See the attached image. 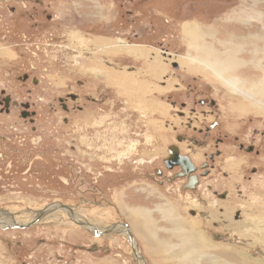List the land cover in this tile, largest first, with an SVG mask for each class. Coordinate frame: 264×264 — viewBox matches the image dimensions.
Here are the masks:
<instances>
[{"label":"rangeland","instance_id":"1","mask_svg":"<svg viewBox=\"0 0 264 264\" xmlns=\"http://www.w3.org/2000/svg\"><path fill=\"white\" fill-rule=\"evenodd\" d=\"M97 1L98 4L95 7V1L92 3V1L86 0L83 2L81 0H55L54 14L59 16L56 19L65 22L66 25L70 24V27L56 25L50 31L54 36L51 39L47 38V41L54 42L55 45L49 56L55 65L51 62L48 68L55 70L54 68L71 67L74 70L77 69L78 72H83L87 75V79H93L94 76L91 74L99 77L94 79L92 88L87 89L91 94L99 92L105 94V106L97 107L94 103H90L79 114L78 121H74L72 118L71 123L67 126L63 125L61 120L53 121L54 123L50 126L42 125L39 131L42 130V137L50 145V148L51 145H55L52 148L53 151L59 152L55 138H60V135L63 134L65 139L75 138L77 140V144L82 147L78 153L80 156L91 153L93 156L103 158L104 155L111 159L107 162L109 168L115 169L106 171L104 169L106 162L99 160L90 165L80 156L74 157L68 153L65 145L62 153L66 154L65 161L72 163L71 166L75 165V172L73 173L74 169L70 171V167H61L58 161L46 159L41 161L39 171L41 180L51 179V183H60L59 177L62 176L63 179L73 182L72 187H64L59 198L75 206L79 214L100 227H106L119 220L117 214L119 208L116 209L109 203L98 206L86 204L85 199L94 197V193H98L99 188L108 187L104 196L112 203L123 200V198L126 199L127 196L128 201L132 200L131 191H135L143 198L155 194V198L150 199H154L153 203L155 202L156 206L167 204L166 198L174 200L176 207L179 208V210L177 209L179 220L184 227L175 232L176 228L171 226L166 217L154 212V209V217H150L153 219L152 223L156 225L155 233L158 231V237L160 241H164L162 246L167 248V252L164 253L161 248L159 251L145 253L150 264H264V153L249 154L246 151L238 150L237 147V143H249L254 129H264V0H140L139 5L128 3L126 6H124L125 1L123 0ZM82 5L85 6L81 7ZM126 11L135 15L136 22L132 23L133 18L128 21L124 20L123 15H126ZM79 25H83L85 33ZM121 25L126 27V32H121ZM130 31L134 33L131 34ZM192 34H197L196 36L199 37L196 43L192 40ZM117 37L141 44L139 47L142 48L140 51L143 53L142 56L136 57L133 53L129 54L123 50L124 52H117L118 55H115L111 62L117 61L116 63H118L124 59V62L136 63L140 67L137 71L117 70L116 67H113L114 64L106 68L104 61L99 59L100 53L108 54L105 52L109 48L107 43L115 41ZM92 38L103 46L95 47L90 42ZM73 40L75 42H72ZM68 42L74 44L73 47H77V42L81 47L78 50L68 51L63 46ZM160 42L163 45L167 44L166 46L168 43L171 44L169 47L172 49L162 51ZM150 46L152 50H149L148 54L149 51L146 49H149ZM89 52L95 58L98 57L97 61L90 66L86 63ZM173 63H177L179 67H173ZM84 66L90 69H85L84 72L82 69ZM95 66L96 68H94ZM93 68L97 71L91 72ZM213 68L225 78L216 74V71L212 70ZM132 74L138 76L137 90L134 86L136 84L133 85L136 78ZM227 81L235 83L237 88ZM179 86L181 88L176 89ZM187 86L205 93L202 96L217 99L219 107L224 112V116L222 115L220 118L221 130L233 137L237 135L240 138L239 141L231 140V147H228V151L225 152L227 157L231 155L230 158L227 161L219 159L216 162L217 171H214L216 174L208 179L211 186L219 191L229 187L228 190L231 191L229 199L223 200L225 202L221 205H207L205 201L207 198L206 189L204 190V181L207 180H203L202 186L196 192L190 191L193 198L200 199L201 203H204L201 208L204 210H201L200 216L192 214V211L197 212L200 209L198 207L191 208L193 201L190 202L188 191H184L182 188L183 180L169 185L172 187L170 192L175 191L174 194L168 191L167 185L160 186L161 184L152 182L143 173L136 174L137 172L132 170L133 161L125 166L128 167L127 170H119L115 166L118 153L128 150L132 140L137 143L139 140V144H143L144 154L161 153L159 156L161 158L167 155L166 149L172 143L171 137L186 132V130L191 132L188 128L176 132L174 128L173 130L166 124L164 126L163 121H155L150 118L152 116H147L150 114L156 118L158 115L162 120L168 119L170 115L167 118L164 113H161V111H166L167 105L170 107L167 101H164L158 109L146 111L149 105H155L153 103L154 91H159L161 94L175 99L185 98ZM37 90L46 91L42 87H37ZM173 94L174 97H172ZM139 104H142L144 111L137 107ZM42 121L44 120L42 119ZM178 121L180 122V120ZM178 121H176V125L181 127V123ZM123 127H127V133ZM136 131L140 133L138 140L134 136ZM39 137L36 136L35 139ZM137 151L139 152V150ZM208 151L210 152V149ZM202 161L198 159L197 162L201 163ZM231 161L236 162L232 167L230 166ZM44 163L47 165L43 166ZM155 164L160 165L161 162L158 161ZM238 166L239 168L235 169ZM138 167L143 169L148 166L138 164ZM254 167L259 170L258 174L252 172ZM145 169L141 172L146 173ZM100 170L104 173L98 174ZM150 171L152 170L150 169ZM221 171L229 172L231 177L224 179V174H221ZM34 181L33 178L32 182ZM230 182L236 186V189L231 187ZM2 183L7 184V181L4 180ZM25 187H16L14 188L16 192H10L1 189L2 184H0V210L2 208L10 212L15 211V215L19 214L23 217L20 222L34 219L33 216L39 213L36 210L52 200L51 195H37L34 194V191H31L34 193H29ZM98 196L100 198L101 194ZM30 200L34 203L29 204ZM16 202H22V206ZM24 204H27L26 208L23 206ZM231 204L235 206H231ZM131 207L129 206V208ZM151 208L153 207L151 206ZM240 209L244 211L245 217L249 216L251 224L240 223L244 217L239 220L235 218L236 211ZM227 214L232 221L234 217V221L238 222L236 226L242 230L240 236L237 235L238 232L231 235L224 229V226L228 224L226 222ZM214 215L215 218L218 217L217 221H215ZM58 216L61 214L55 217ZM47 218V221L52 222V219H49L50 215ZM219 218H222L221 220H224L225 223L221 225ZM64 219L66 218L64 217ZM211 219L214 220L211 221ZM227 219L230 221L229 218ZM59 221L63 220L60 218ZM49 222L47 227L43 225L36 227L37 233L33 236H31L32 230H30L29 233H26L27 231L18 232L17 238L10 237L9 235L15 234L7 229H0V264L63 263L61 262L63 258L58 255V250L59 253L61 251L62 253H71L73 245L70 247L66 241L65 243L62 240L59 241L60 238L56 241L57 243H54L56 236H63L59 229L61 227L58 226L61 223L58 222L57 227H54L49 225ZM64 227V235L72 233L74 228H77L71 220H67ZM166 229H170V231ZM173 231L176 233V238L172 234ZM83 233H87L86 230ZM112 234L100 240L83 234L89 238L88 245H85L86 248L93 244H98L101 247L95 253L88 254L83 249L79 253L83 254L86 260L91 259L90 264H141L131 252L127 237L121 234ZM191 234H193V238H200L203 245L204 241L206 246L204 245V249H197L195 254L191 253V256H186L182 250L184 243L180 239L181 236H185L187 239ZM215 234L220 235L217 237L218 239L214 237ZM21 235L29 236L32 240L24 239ZM39 237L46 241L38 243ZM185 238L183 242L186 241ZM20 243L29 249L28 257H24L25 254L19 253L16 249ZM198 243H195L196 246L199 245ZM150 245L154 249V243ZM173 253H176L177 256H173ZM64 260L68 261L69 259Z\"/></svg>","mask_w":264,"mask_h":264},{"label":"flooded vegetation","instance_id":"2","mask_svg":"<svg viewBox=\"0 0 264 264\" xmlns=\"http://www.w3.org/2000/svg\"><path fill=\"white\" fill-rule=\"evenodd\" d=\"M89 1L93 2V0ZM123 1H125L124 6H126V4L128 3H132L135 5H139L140 3V0ZM54 2L55 0H0L1 189H5L10 192H16L14 188H22V186H26V191L29 190V193L31 191H34L35 193H31L43 196H52L51 201L45 203L40 209L36 210L39 213L33 216L34 219L25 222H20V219H23V217L19 214L15 215V211L10 212L6 209L1 208L0 229H7L15 234L9 235L10 237L13 236L17 238L18 236L16 235L18 232L27 231L26 233H29L31 232L30 230H32L31 236H33L37 233V231H35L36 227H38L39 225H43L45 227L48 226L49 220L47 221V216L50 215L49 219L51 220L52 217L61 214V216L52 219V222H49V225L57 227L56 224L60 222L61 225L58 226L61 227L62 225L65 226V224H67V220H71L74 222V224L77 226V228H74V230L78 231L75 235L82 241H80L78 245L74 244L72 246L71 253H79V251L82 249L85 252L87 251V253H95L96 250L101 247L98 244H93L91 247L86 248L85 245H88L87 241L89 238L87 236H83V234H88L90 235V237L97 240L104 239L109 235H113L112 233L121 234L127 237V241L131 246V252L134 254V257L137 259V261L141 264H144L141 259L139 260L136 257L135 253H152V251L154 250L150 244H147L144 241L143 238L145 237V235L142 233L144 231L142 226L140 227V231L138 230L137 226V229L134 227L135 219L133 218V215H130V209L133 212L135 211V208H137V210H150V216L152 217H154L153 211L155 209L154 212H158L161 214V216L164 215L166 217L165 210L166 208H169L171 206L170 208H172L173 210V218H175L177 214V207L174 200L166 198L167 204H161V206H158V204L157 206L151 208V204L146 201L153 202L154 199L150 198H155V194L151 195L148 198H143L141 197V195H138V198H132V200H130L135 205H129L126 201H123L124 198L123 200H118L117 202L119 203L117 204V202L112 203L107 198H105L104 192L108 187L103 189L99 188L98 193H94V197L85 199L86 204L98 206L109 203V205L115 206L116 209L119 208V210L117 209L119 220L112 222L106 227H100L91 220L85 219V216L79 214L76 211L75 206L68 204L64 201V199L59 198L61 196V193H63L62 190L64 189V187L71 186L73 182H69L67 179L65 180V178L63 179L62 176L59 177L60 183H51V179L48 181H42L40 178L41 173L39 171L41 169L42 160L52 159L56 162L58 161L61 164V167H70V171H73L75 165L71 166L72 163L65 161L66 154L62 153L63 149L66 145L68 153H71L74 157L80 156V154L78 153H80V150L82 149V147L77 144L78 142L75 138L65 139L66 137L64 138L62 136L63 134H61L60 138H55V140H57L56 144L58 145L59 152L57 150L53 151L52 148L55 145H51L50 148V145L45 142L46 140H44L42 137V130L39 131L42 125L50 126L54 123L53 121L61 120V123H64L63 125L67 126L71 123L72 118L74 121H78L80 116L79 114H81L85 110L88 104L94 103L97 107H104V102L106 101L105 94H100V92L91 94L88 92L87 88H92L94 79L99 78L94 74H91L94 76L93 79H87V75H85L83 72H78L77 69L74 70L71 67H61L62 69L54 68L55 70H50L48 68L51 62L55 65V62H53V59L49 56L52 47H54L55 45L54 42L47 41V38L51 39L54 36V34L50 31L56 25L70 27V24L66 25L64 24L65 22L56 19V17L59 18V16L54 14ZM126 12V15H123L124 20L128 21L131 20L130 18H133L132 23L136 22L135 15H131L130 11ZM79 26H81V30L83 31V25ZM122 26L123 25H121V32H126V27ZM153 27L155 28L154 25ZM133 31L135 32V29H133ZM133 31H130L131 34L134 33ZM72 42L75 41L73 40ZM90 42H92L95 47L103 46L99 43V41L97 42V40L93 38L92 40H90ZM70 43L71 42L63 44V46L68 49V51L78 50L81 47V45L77 42V47H73L74 44ZM160 44H162V42H160ZM166 45H160L162 51H170L172 49L171 47H169V45L171 44L168 43V46ZM139 46H141V44L134 43L133 41L123 39L121 37H117L115 41H109L107 43V47L109 48H107L105 52H108V54L98 53L100 55L98 57L99 59L104 61L106 68L111 67V65L114 64L113 67H116L117 70L123 69L124 71L134 72L140 68L138 65H136V63L130 64V61L124 62V59L118 63H116L117 61L115 63L111 61L113 60V58H115V55H118L117 52L125 51L129 54L133 53L136 57L142 56L143 52L140 51L142 50V48ZM96 49L98 50L99 48ZM146 50L151 51V46ZM150 51L148 52V54L150 53ZM98 57L95 58L92 53L89 52V58H87L88 62L86 61V63H88L89 66L93 65L94 62L97 61ZM172 66L175 68L179 67L177 63H173ZM94 68H96V66ZM94 68L91 70V72L97 71L94 70ZM82 69L85 72V69L88 70L90 68L84 66ZM132 75L136 78L133 81V85L136 84L134 85L136 88L139 84V82L137 81L138 76L137 74ZM37 87H42L46 91L42 92L40 90H37ZM179 88H181V86L176 89ZM154 93L155 96H153V103H155V105H149L146 111L150 112V110L152 111V109H158L160 105H163L164 101H167V103L170 104V107L169 105H167L165 112L161 110L160 111L162 114L164 113L167 118L169 117V115L170 117L166 120H162L158 115L156 116V118L155 116L150 114H147V116H152L150 118L154 119L155 121H163L164 126L166 124L168 127L172 129L174 128L176 132L181 131L180 129L186 128L191 130V132H188L186 130V132H182L176 134V136L171 137L172 139L170 138V141L172 143L169 144L166 149L167 155L159 158V156H161V153H151L147 155L144 154L143 144H139L138 140V138H140V133L136 131L134 132V136L138 140V143L134 140L130 141L131 143L127 148L128 150L118 153V158L116 160L115 166L119 170H127L128 167L125 166L129 165V163H132L133 161L134 164H132V170L136 171V174L143 173L150 180H152V182L161 184L160 186L167 185L169 192L170 190H172V187L169 185L175 184L178 180H184V186L182 185V188L184 191H188L187 195L189 196L190 202L193 201L191 208L198 207L200 209V211L198 210L197 212L192 211V214L200 216V214H202L200 213L201 210H204L201 209L204 206V203H201L200 199L193 198L191 192H196L198 188L202 186L203 180H207L204 181V190L206 189L205 194L207 197L205 201L207 205H221V203L225 202L223 200L229 199L231 195V191L228 190L229 187L228 189L219 191L218 189H215L211 186V184L208 182V179L213 174H216L214 173V171H217L216 162L219 159L227 161L228 158H230L231 155L227 157L225 152L228 151V147H231V140L233 139L234 141H239L240 138H238L237 135H234L233 137L221 130L222 123L220 121V118L222 115L224 116V112L219 107L217 99L209 96H202L205 93L196 91V89L191 86H187V89L185 91V98L178 97V99H175L169 96L167 97L166 95L161 94L159 91H154ZM172 97H174V94L172 95ZM137 107L143 110L142 104H139ZM6 118L9 119L6 120ZM42 119L44 121H42ZM178 120H180V122ZM176 121H178V123H181V127H178V125H176ZM123 130L127 133V127H123ZM36 136L40 137L38 139H35ZM248 142V144L237 143L238 150L240 149L242 151H246L249 154H253L255 152H258V154H260L261 152L264 153V129H254L250 136V141ZM208 149H210V152H207ZM137 150H139L140 153ZM204 152L205 154H203ZM175 153H179L180 155H187L191 159L194 170L186 173L184 169H182L179 165H176L177 161ZM86 154L84 156L82 154L80 158L82 160L88 161L90 165H93L97 160H99L106 162V164L104 165L106 167L104 168L106 169V171L115 169L111 167L109 168L107 162L111 161V159H107V157H104V155L103 158H99L95 155H91V153ZM135 154L139 156H136ZM227 154L229 155V153ZM198 159L200 161H203L201 163H198ZM158 161L161 162L160 165L155 164ZM234 163L233 161H231L230 166H234ZM138 164L140 166H148L143 168H147L145 169L146 173L141 172V170L143 169L138 167ZM46 165L47 163H44L43 166ZM238 168L239 166L235 169ZM150 169L152 171H150ZM74 172L75 169L73 173ZM252 172L254 174H258L259 170L254 167ZM103 173L104 172L102 170L98 172V174ZM222 173L224 174V179H228V177H231V174L227 171H221V174ZM33 178L35 179L34 182H32ZM4 180L7 181V184L2 183ZM230 185L232 188L236 189V186H233L234 184H232V182H230ZM156 187L161 188L159 186ZM238 191L240 190L238 189ZM170 193L175 194V191H171ZM240 193L242 192L240 191ZM98 194H101L100 198H98ZM54 195H56V197H53ZM161 198H163V196H161ZM220 200L222 201L220 202ZM16 203H19V206H22V202ZM28 203L32 204L34 202L30 200L28 201ZM125 204L126 210H124ZM23 206L26 208L27 204H24ZM129 206L132 207L129 208ZM231 206L235 205L231 204ZM120 207H122L124 211L121 210ZM236 212V219L239 220L240 218L244 217L240 223H246V219L247 222L251 224L250 219H248L249 216L247 215V217H245L244 211L240 209ZM241 212H243L244 214ZM42 213L43 215L39 216V214L41 215ZM177 216L179 217L178 214ZM64 217L66 219H64ZM60 218L63 221H59ZM217 218L218 217L215 218L214 215L215 221H217ZM227 218H229L230 221ZM235 218L233 217L234 220ZM166 219L174 228L173 222L168 220L167 217ZM214 219H211V221H213ZM226 220L228 224L224 226V229H226L227 232L231 233V235L236 234L235 232H238L237 235L240 236L242 230H239V227L236 226L238 222H235L234 220L232 221L230 216L226 217ZM78 222H89L92 225L83 226ZM152 222V220L149 221L150 230L153 231V235L157 238L158 235L154 232L155 227L152 226ZM137 223H139L138 216ZM224 223V220H221V225ZM125 225H127L128 227H126ZM109 228H112L113 230H111V232H106V230ZM127 229H130L131 233L133 234V239H130L129 234L127 233ZM85 230L87 233H83V231ZM166 230L170 231V229ZM172 234L174 235V238H176L174 231ZM21 236L23 237V235ZM219 236L220 235L215 234L214 237L218 239L217 237ZM23 238L29 241L32 240V238L29 236ZM159 240L160 239L158 238V241ZM37 241L38 243H41L46 241V239H42V237H39ZM151 242L153 244L152 239L150 240V243ZM54 243H57L56 237L54 239ZM16 249L19 251V253L25 254L23 255L24 257H28L27 252L29 249L23 246V244L21 245L20 243V245H18V248ZM145 259L147 261L146 264H150L148 263L149 260L147 256L145 257ZM26 264L32 263L27 262ZM42 264L44 263L42 262Z\"/></svg>","mask_w":264,"mask_h":264},{"label":"crops","instance_id":"3","mask_svg":"<svg viewBox=\"0 0 264 264\" xmlns=\"http://www.w3.org/2000/svg\"><path fill=\"white\" fill-rule=\"evenodd\" d=\"M86 1H89V0H86ZM94 1H95V3H94ZM81 2H83V0H81ZM92 3H94V5L96 7V4H98V1L97 0H93ZM84 6L82 5L81 7H84ZM90 6L93 7V5H90ZM95 7H93V8H95ZM183 183H184V180H183ZM136 194L137 193L135 191H131V193H130L131 197H133L134 199L138 198V194L137 195ZM124 201H126L127 203L129 202V205L130 204L131 205H135V204L132 203V201H130V200L128 201V199H124ZM146 202L150 203L152 207L156 206L155 202L154 203L151 202V201H146ZM162 208H164V207H162ZM177 209L179 210L178 207H177ZM121 210H123V209L121 208ZM124 210H126V208H124ZM130 211L131 212H129V213H130V215H133V218L135 219L134 220V224H135V226L138 227V230L140 231V227L142 226V228L143 227H146L148 229V232H149V230H150V228H149V221H150V219H146L143 215H141L139 213L135 214L131 209H130ZM165 213H166V217L168 218V220H170V221L173 222L175 228L181 224V222H180L179 217L177 216V214H176L175 218H173V210H172V208H170V207L169 208H166ZM137 216H138L139 223H137ZM139 217H141V219H139ZM152 226L156 228V225L152 224ZM59 229L62 232L63 236H61V237L56 236V241L60 238L59 241L62 240V242H64V243L66 241L70 245V247L72 245H74V244H79V242L82 241L81 239H78L77 236L75 235L78 231L73 230L72 233L69 232L68 234L64 235V229H65V227L62 225L61 228H59ZM152 229H154V228H152ZM162 231H165V230H162ZM154 232H155V230H154ZM175 232H177V228L175 229ZM142 233L144 234V231ZM157 235H158V231H157ZM151 239H153V238H151L148 235V244H150V240ZM62 245H63V243H62ZM63 251H65V250H63ZM59 252L60 251L58 250V255H60L61 258H63V261L61 260V262H63V263H61V264H90L92 262L91 259L90 260H86V257L83 254L81 255V253H62V251H61V253H59ZM93 257L95 258V255ZM64 259H67V260L69 259V260L66 261Z\"/></svg>","mask_w":264,"mask_h":264},{"label":"bare ground","instance_id":"4","mask_svg":"<svg viewBox=\"0 0 264 264\" xmlns=\"http://www.w3.org/2000/svg\"><path fill=\"white\" fill-rule=\"evenodd\" d=\"M197 35V34H196ZM196 35H193L192 34V40H193V42L195 41V43H196V41H197V39L199 38V37H197ZM212 70H214V71H216L214 68L212 69ZM216 74H218L221 78H225L221 73L219 74V72L217 73V71H216ZM228 83H231L230 81H227ZM231 85H233L235 88H237V86H236V84L235 83H231ZM252 96V95H251ZM108 159V158H107ZM150 210H148V211H146L145 209H140V210H137V208H135V211H134V213L135 214H137V213H139V214H141V215H143L146 219H150V220H153V219H151V217H150V212H149ZM209 211V210H208ZM209 215V214H208ZM5 216V215H4ZM209 217V216H208ZM7 218V217H6ZM139 219H141V217H139ZM206 219V218H205ZM253 219V218H252ZM245 222H247V220L245 219ZM252 222H253V220H252ZM8 223V222H7ZM184 223V222H183ZM255 223H257V222H255ZM134 227L136 228V226H135V224H134ZM181 227H184L182 224H180L179 226H177L176 228H177V232L181 229ZM137 229V228H136ZM143 230H144V235H145V237H144V241L148 244V235L151 237V238H153L152 240H154L153 241V243H154V250H156V251H159L161 248H162V250H163V252L165 253V252H167V248H165L164 246H162V243H164V241H158V237L156 238V236H154L153 235V231L152 230H149V232H148V229L146 228V227H143ZM120 231V230H119ZM204 234V233H203ZM193 234H191V235H189V237L186 239L185 238V236H181V239H180V241H182V243H184V245H183V247H182V250H183V253L186 255V256H188V255H190L191 253H194L195 254V252H196V250L197 249H199V248H205V246H206V243L203 241V243H204V245L201 243L202 242V240L200 239V238H193V236H192ZM139 236H140V234H139ZM205 236V235H204ZM195 237H198V235H195ZM186 239V241L185 242H183V239ZM207 238V237H206ZM143 241V242H144ZM196 242H199L198 244L199 245H197L196 246ZM145 243V244H146ZM150 244H152V242L150 243ZM165 245V244H164ZM177 245V244H176ZM172 247V246H171ZM174 247V246H173ZM171 250V249H170ZM147 251V250H146ZM144 255L143 256H145V253H143ZM173 256H177V254L176 253H173ZM191 256V255H190ZM189 256V257H190ZM146 257V256H145ZM145 257H144V259H145ZM140 260V259H139ZM149 260V259H148ZM145 261H146V259H145ZM145 261H143L144 262V264H146V262ZM149 263V262H148Z\"/></svg>","mask_w":264,"mask_h":264},{"label":"water","instance_id":"5","mask_svg":"<svg viewBox=\"0 0 264 264\" xmlns=\"http://www.w3.org/2000/svg\"><path fill=\"white\" fill-rule=\"evenodd\" d=\"M175 156H176V165H179L182 169H184V171L186 173H188L189 171H193L194 168H193V164L191 163V159L187 156V155H180L179 153H175ZM187 176V175H185ZM43 213L39 216H42ZM36 221V220H35ZM33 221V222H35ZM79 224L83 225V226H91L92 224H90L89 222H78ZM126 227H128L127 225H125ZM111 230H113L112 228H109L106 230V232H111ZM97 232V230H96ZM127 233L129 234V237L130 239H133L134 236L133 234L131 233L130 229H127ZM136 257L138 259H141L142 261H145L144 259V256L142 253H135ZM146 262V261H145Z\"/></svg>","mask_w":264,"mask_h":264}]
</instances>
